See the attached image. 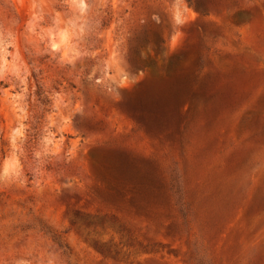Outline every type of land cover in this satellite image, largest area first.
Here are the masks:
<instances>
[{"label": "rangeland", "instance_id": "1", "mask_svg": "<svg viewBox=\"0 0 264 264\" xmlns=\"http://www.w3.org/2000/svg\"><path fill=\"white\" fill-rule=\"evenodd\" d=\"M0 264H264V0H0Z\"/></svg>", "mask_w": 264, "mask_h": 264}]
</instances>
